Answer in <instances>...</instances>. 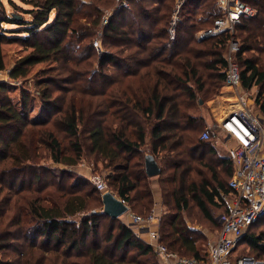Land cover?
<instances>
[{
    "label": "trees",
    "instance_id": "trees-1",
    "mask_svg": "<svg viewBox=\"0 0 264 264\" xmlns=\"http://www.w3.org/2000/svg\"><path fill=\"white\" fill-rule=\"evenodd\" d=\"M21 1L31 9L9 0L10 14L0 1V73L7 70L4 44L33 49L9 70V81H0V252L16 255L0 264H160L154 247L123 216L90 213L104 207V193L73 170L85 146L108 170L110 192L133 212L150 214L160 198V243L207 262L198 245L206 236L183 214L196 211L207 229L220 231L235 167L213 141L201 140L206 124L199 111L226 82V45L235 38L242 87H259L264 118V0H250L257 15L234 34L208 38L198 34L223 17L218 0H185L174 38L176 0H129V9H118L122 0ZM96 40L107 49L98 50ZM46 62L61 67L36 75L42 107L30 119L34 95L22 87L20 108L9 95L10 82H26L31 69ZM44 154L71 170L41 165ZM148 157L160 168L156 177L147 174ZM259 228L264 220L231 255L261 260Z\"/></svg>",
    "mask_w": 264,
    "mask_h": 264
},
{
    "label": "built area",
    "instance_id": "built-area-1",
    "mask_svg": "<svg viewBox=\"0 0 264 264\" xmlns=\"http://www.w3.org/2000/svg\"><path fill=\"white\" fill-rule=\"evenodd\" d=\"M182 4L183 2L178 4L176 17L170 24L171 38L175 37L179 21L177 15ZM218 4L223 10V17L215 21L214 27L200 32L199 38L212 37L224 31L234 34L236 26L244 19L257 15L250 0H218ZM130 7L129 0H122L118 5V9ZM110 19L111 16L106 17L103 23L108 24ZM240 49V42L232 38L225 51L228 60L225 85L236 91L242 87L241 70L236 60ZM201 140L229 144L228 155L235 167L230 181L233 192L224 196L227 212L219 217L222 227L216 240L209 244L208 264H264L251 255H231L248 230L264 220V118L251 111L246 101L241 99V107L227 114L215 128L205 130ZM92 181L101 191L107 189L106 180L102 176H94ZM122 201L129 207L128 213L124 215L128 227L131 230L137 229L139 233H149L150 245L154 247L163 264H204L198 259L180 256L160 243L159 234L151 230L158 220L155 210L143 217L133 213L131 206Z\"/></svg>",
    "mask_w": 264,
    "mask_h": 264
},
{
    "label": "rangeland",
    "instance_id": "rangeland-1",
    "mask_svg": "<svg viewBox=\"0 0 264 264\" xmlns=\"http://www.w3.org/2000/svg\"><path fill=\"white\" fill-rule=\"evenodd\" d=\"M0 1L4 5L7 13L10 14L13 11V7L10 5L9 0H0ZM14 1H15V3H17V5L19 7H23L24 9H31V6L25 5L24 3H22L21 0H14ZM83 1L85 3H89V0H83ZM184 1L185 0H176L175 1V7H174L173 14H172L171 22L176 17V11H177V9L179 7L178 4L180 2L184 3ZM111 9L105 10L106 17H108V16L110 17L111 16V18H112L111 13H112L113 10H111ZM180 9H179V11H180ZM25 16H26V18H29L28 15H25ZM177 17L179 19L178 22H180V20H182V18H181L179 13H178ZM86 23H87L86 19H83L81 21V24H86ZM4 27H6V28H14V26H9V25H5ZM95 42H99L100 43L99 46H97L98 50H106L107 49L106 47L102 46V43L99 40H96ZM32 51H33L32 48L27 47V46L23 45L22 43L4 44L3 45V53H4V58H5V63H6L7 70L4 73H0V81H9V77H8L9 70L20 59H22L23 57L29 55ZM249 55H252V54H249ZM60 67H61V65L58 64L57 62L40 63V64L35 65L31 69L30 75L25 80L26 82H24L23 80H21L19 82H10L11 84H10V88H9V95L12 97V100H13L14 104L19 106L20 108H21L20 102H21V97H22V94H21L22 93V87L25 86L26 89L30 90L32 92V94L34 95L33 97L35 98L34 99L35 101H34V106H33V109H32L33 111L31 110V112H30V116H29L30 119H35L38 116V114L41 112L39 109H41V107H42V106H40L41 103H40L39 98L37 99V97L35 96V95H37V92H36L35 87H34V82H35V79H36V75L38 73H40V72L49 71L51 69H58ZM95 69H96V67L94 66L91 69V71H93ZM242 88L243 87H241L238 91L243 90ZM238 91L234 90L233 88H229V87H226V86L223 85V86H221L219 88V90H218V92L216 94L211 95L210 98H208L209 101H207V104L211 103L212 101H214L212 103V107H211L212 111H217L218 110V115L214 118L215 122L212 123L213 125L211 126V128H215L218 125V123L220 121V118L221 117L222 118L225 117V113L226 112H230V111L236 109L235 106L237 104L236 97H237ZM246 94H247V96H246L247 100H250L252 102V104H253L254 111H259V107H258V105L256 103V100H257L258 95H259V87L255 86V87H253L250 90H246ZM219 114H220V116H219ZM42 117L46 118L45 114H43ZM85 150L86 151L84 152L83 160L73 170L78 175H81L84 178H87V179H90V180H92V177H94V176H102L106 180V176L108 174V170H106L103 167L102 162H100L95 155H90L89 154L90 149H89L88 146H85ZM44 157L46 159L42 160V161H39V162H40L41 165H44L47 168H52V169H70L71 170V168H69L67 166L59 165V164H53L52 161L47 159V155L46 154H44ZM106 192H110V188L108 186H107V189L105 191H103V193H106ZM159 209H161V207ZM102 211H103V207L102 208H95L90 213L102 212ZM133 213H135L137 215H141L143 217L146 216V214H141V213L138 214V212H133ZM196 213H197L196 211H193L192 213L185 212L183 214V217L188 222V225L190 227H192V229H194L196 231H200L206 236L205 240L199 242L198 245L204 251L207 252L208 248H209V244L213 240V236H214L215 231L212 230V229H207L206 226L204 225L205 223H204L203 219L201 217H199V214L197 215ZM263 230H264L263 228H259V229L256 230V232L260 233ZM106 233H107V226L105 225V227L103 228L102 235H105ZM15 257H16V255L14 254L13 250L0 252V259H9V258H15ZM261 261L264 262V257L261 259Z\"/></svg>",
    "mask_w": 264,
    "mask_h": 264
},
{
    "label": "crops",
    "instance_id": "crops-1",
    "mask_svg": "<svg viewBox=\"0 0 264 264\" xmlns=\"http://www.w3.org/2000/svg\"><path fill=\"white\" fill-rule=\"evenodd\" d=\"M224 86H226V85L224 84ZM242 89L243 90H241V91H239V93H237V97H236L237 104L235 106L236 107L235 110H237V109H239L241 107V99H243V100L246 101V104L249 106V109L251 111H253L255 113H258V111H254V107H253L252 102L250 100H247V98H246V96H247L246 90L244 88H242ZM213 102L214 101H212L211 103L206 104L205 106L203 105V102L201 103V107L202 106H204V107H202L200 109L199 114H200V116L203 117V119L205 121V124H206V129L205 130H207L208 128H211V126L213 125L212 123L215 122V119L214 118L218 115V110L217 111H212V108L211 107H212V103ZM232 111H234V110H232ZM230 112H226L225 113V117ZM219 116H220V114H219ZM225 117H223V118L221 117L220 118V121H219L218 125L221 123V121H223V119ZM214 144L217 147L218 151L221 153V155H223V156H227L228 155L229 144H227L226 142H223V141H217V142L214 141ZM159 204H160V198L158 197V199L156 200V208H155V212H156V215L158 217V220L156 221V223L154 224V226H152V229H151L153 232H157V233H158V230H157L156 225H157V223H158V221L160 219V215H161V213L159 212V208H158L160 206ZM123 218L126 221V217L124 216ZM134 231L136 232V234L138 236L141 237L142 240H144L146 243L150 244L151 237H150V235H149L148 232H146V233H139L137 229H134ZM218 233H219V231H215L214 236H213V240L211 242H213V241L216 240ZM206 253H207V262L201 261L204 264H208L209 263V248H208V251ZM158 258H159V256H158ZM159 262H160V264H163V262L160 260V258H159Z\"/></svg>",
    "mask_w": 264,
    "mask_h": 264
},
{
    "label": "water",
    "instance_id": "water-1",
    "mask_svg": "<svg viewBox=\"0 0 264 264\" xmlns=\"http://www.w3.org/2000/svg\"><path fill=\"white\" fill-rule=\"evenodd\" d=\"M146 170L149 177H156L160 174V168L153 157L147 158ZM103 204L102 212L115 219L124 216L129 211V207L112 192L104 193Z\"/></svg>",
    "mask_w": 264,
    "mask_h": 264
}]
</instances>
